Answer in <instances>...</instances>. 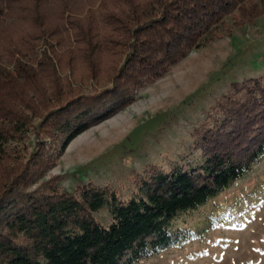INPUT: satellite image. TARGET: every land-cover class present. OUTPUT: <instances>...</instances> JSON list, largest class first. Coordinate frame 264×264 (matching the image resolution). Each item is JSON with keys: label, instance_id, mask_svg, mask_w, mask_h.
<instances>
[{"label": "trees", "instance_id": "obj_1", "mask_svg": "<svg viewBox=\"0 0 264 264\" xmlns=\"http://www.w3.org/2000/svg\"><path fill=\"white\" fill-rule=\"evenodd\" d=\"M235 11L256 20L264 0H0V264H132L195 238L188 216L264 153V74L235 81L190 152L136 173L130 193L46 174ZM30 131V152L14 145Z\"/></svg>", "mask_w": 264, "mask_h": 264}, {"label": "rangeland", "instance_id": "obj_2", "mask_svg": "<svg viewBox=\"0 0 264 264\" xmlns=\"http://www.w3.org/2000/svg\"><path fill=\"white\" fill-rule=\"evenodd\" d=\"M241 20L238 11L231 13L210 41L146 81L116 114L75 136L46 176L59 175L71 190L91 182L130 193L131 178L150 164L175 166L190 152L195 128L234 82L264 74V14ZM95 85L91 81L89 88ZM43 140L50 145L49 138ZM36 142L30 131L14 145L30 152ZM96 216L109 220L107 211ZM188 219L198 227L193 240L132 264H264V153Z\"/></svg>", "mask_w": 264, "mask_h": 264}]
</instances>
